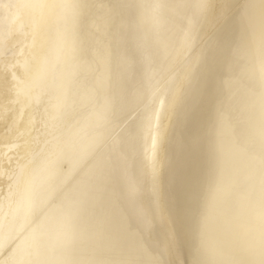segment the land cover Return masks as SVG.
I'll use <instances>...</instances> for the list:
<instances>
[{
	"label": "bare ground",
	"instance_id": "6f19581e",
	"mask_svg": "<svg viewBox=\"0 0 264 264\" xmlns=\"http://www.w3.org/2000/svg\"><path fill=\"white\" fill-rule=\"evenodd\" d=\"M58 57L65 71L91 65L88 84L105 73L137 94L121 117L133 140L112 154L100 202L70 217L55 254L71 264H260L264 0H0L4 256L41 211L29 213L24 192L53 132L46 108L64 79ZM149 102L153 115L142 119ZM51 196L55 208L63 193Z\"/></svg>",
	"mask_w": 264,
	"mask_h": 264
},
{
	"label": "snow or ice",
	"instance_id": "6c2138e0",
	"mask_svg": "<svg viewBox=\"0 0 264 264\" xmlns=\"http://www.w3.org/2000/svg\"><path fill=\"white\" fill-rule=\"evenodd\" d=\"M57 62L62 77L71 87L65 86L62 79L55 96L49 98L46 111L53 132L44 140L40 152L34 154L24 192L29 213L37 203L41 211L27 232L15 240L7 256L2 253L9 247L11 233L0 232V264H71L55 254L56 248L69 239L70 217L100 202L101 193L112 177V154L122 142L130 144L135 135L127 120H121L136 102L134 85H114L105 73H97L94 83L88 84L84 78L93 71L91 65L74 62L65 71L59 57ZM160 103L163 107V101ZM143 113L142 119L152 117L151 102L143 106ZM160 119L161 112L156 111L154 127L159 126ZM156 143L154 131L153 149ZM129 187L134 192L131 184ZM54 189L63 193V199L52 208L56 199L51 196ZM146 223L151 227L150 219ZM209 223L210 219L205 218L204 227ZM79 264L111 262L86 260ZM260 264H264V259Z\"/></svg>",
	"mask_w": 264,
	"mask_h": 264
}]
</instances>
